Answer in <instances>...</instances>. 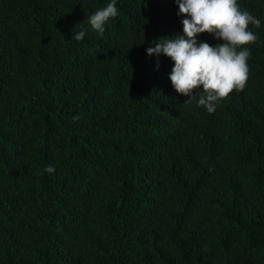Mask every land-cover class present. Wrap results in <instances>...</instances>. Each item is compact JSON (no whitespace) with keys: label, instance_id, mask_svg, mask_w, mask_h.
<instances>
[{"label":"trees","instance_id":"16d2710c","mask_svg":"<svg viewBox=\"0 0 264 264\" xmlns=\"http://www.w3.org/2000/svg\"><path fill=\"white\" fill-rule=\"evenodd\" d=\"M106 3L0 0V264H264V0H237L261 26L211 114L145 52L174 0H117L97 36Z\"/></svg>","mask_w":264,"mask_h":264},{"label":"clouds","instance_id":"9594fccd","mask_svg":"<svg viewBox=\"0 0 264 264\" xmlns=\"http://www.w3.org/2000/svg\"><path fill=\"white\" fill-rule=\"evenodd\" d=\"M177 16L182 17L181 31L171 37L157 38L145 49L148 57L163 55L172 62L168 79L178 94L192 99L195 89L198 107L213 113L220 100L233 90L245 86L250 56L249 44L256 34L249 25L259 28L261 20L247 10H241L237 0H174ZM117 0H107L87 18L89 28L103 36L107 22L118 16ZM208 33L217 43L210 45L197 37ZM86 30L72 34L71 39L82 40ZM187 101V102H188ZM47 173L54 167L44 168Z\"/></svg>","mask_w":264,"mask_h":264}]
</instances>
